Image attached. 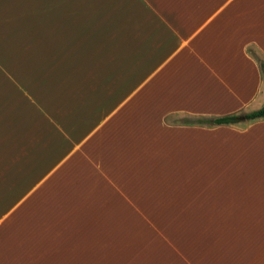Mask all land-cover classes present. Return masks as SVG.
Listing matches in <instances>:
<instances>
[{"label":"crops","instance_id":"crops-1","mask_svg":"<svg viewBox=\"0 0 264 264\" xmlns=\"http://www.w3.org/2000/svg\"><path fill=\"white\" fill-rule=\"evenodd\" d=\"M250 48L264 0H0V264H264Z\"/></svg>","mask_w":264,"mask_h":264},{"label":"trees","instance_id":"trees-1","mask_svg":"<svg viewBox=\"0 0 264 264\" xmlns=\"http://www.w3.org/2000/svg\"><path fill=\"white\" fill-rule=\"evenodd\" d=\"M262 72L264 73V62H259ZM246 119L254 120L259 118H264V106L261 108L254 110L250 113L245 114ZM240 115L239 114H229L221 117L216 118H201L197 121L200 123H207V124H232L239 121Z\"/></svg>","mask_w":264,"mask_h":264},{"label":"rangeland","instance_id":"rangeland-1","mask_svg":"<svg viewBox=\"0 0 264 264\" xmlns=\"http://www.w3.org/2000/svg\"><path fill=\"white\" fill-rule=\"evenodd\" d=\"M250 52L254 55V57L256 58V60L258 61V62H264V56L260 53V52H258L257 51V49H255V48H250ZM171 177V176H170ZM174 177V179L175 180H178V179H180V177H178V176H173ZM144 178H146V176L144 175ZM187 178V177H186Z\"/></svg>","mask_w":264,"mask_h":264}]
</instances>
